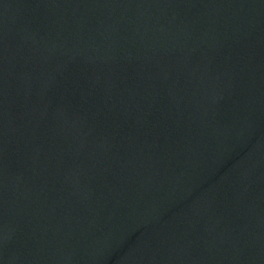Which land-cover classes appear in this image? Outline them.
<instances>
[{"label": "water", "instance_id": "obj_1", "mask_svg": "<svg viewBox=\"0 0 264 264\" xmlns=\"http://www.w3.org/2000/svg\"><path fill=\"white\" fill-rule=\"evenodd\" d=\"M0 264H264V0H0Z\"/></svg>", "mask_w": 264, "mask_h": 264}]
</instances>
